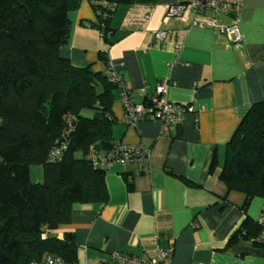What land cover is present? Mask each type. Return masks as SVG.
<instances>
[{"label": "crops", "instance_id": "crops-1", "mask_svg": "<svg viewBox=\"0 0 264 264\" xmlns=\"http://www.w3.org/2000/svg\"><path fill=\"white\" fill-rule=\"evenodd\" d=\"M186 1L118 5L107 41L94 7L104 0H78L68 13L62 57L94 72L117 70L136 103H146L166 82L168 100L190 107L180 124L139 121L129 127L116 88L113 140L141 144L148 158L105 170L106 202L72 206L57 236L73 231L79 263L101 264L115 251L147 258L172 247L173 264H264V245L243 235L231 240L245 219L257 220L264 200L253 197L243 208L244 194L219 178L227 143L250 106L264 99V0H245L238 44L215 28L191 25L192 11L165 21L168 5ZM217 20L228 24L231 17ZM159 30L167 31L163 41L152 35Z\"/></svg>", "mask_w": 264, "mask_h": 264}, {"label": "trees", "instance_id": "trees-1", "mask_svg": "<svg viewBox=\"0 0 264 264\" xmlns=\"http://www.w3.org/2000/svg\"><path fill=\"white\" fill-rule=\"evenodd\" d=\"M95 5L96 27L107 41L110 18L120 4ZM78 0H0V264H30L45 254L76 264L69 221L76 203H104L105 170L85 158L115 144L114 92L108 73L73 64L59 50L68 42V13ZM107 63L105 51L98 54ZM66 143L61 158L50 152ZM42 166L32 182L29 166ZM219 178L229 190L264 200V99L250 106L226 147ZM257 220L245 219L234 232L252 239Z\"/></svg>", "mask_w": 264, "mask_h": 264}, {"label": "built area", "instance_id": "built-area-1", "mask_svg": "<svg viewBox=\"0 0 264 264\" xmlns=\"http://www.w3.org/2000/svg\"><path fill=\"white\" fill-rule=\"evenodd\" d=\"M244 7L245 0H190L178 2L167 6L165 21L181 18L187 11H192L195 16L191 21V25L215 28L229 42L238 44L243 41V36L238 25V16L242 13ZM206 12H210L212 16L206 17L204 15ZM217 16L231 17V20L228 24H220ZM100 34L102 36V33ZM152 35L156 40L163 41L167 36V31H154ZM107 73L109 80L121 90V104L125 112V123L129 127H134L139 121H155L163 126L180 124L186 112L190 110L189 106L168 100L166 95L168 84L166 82H160L156 86L154 94L146 103H136L122 75L112 68H109ZM65 148L66 143H63L59 148L53 149L49 154V159L51 161L59 160ZM85 158L94 167L106 170L114 163L125 164L129 161H146L148 151L141 144H121L115 142L110 150H91ZM257 222L260 230L256 236L252 237V240L264 245V206L261 208ZM172 251V247H159L155 255L147 258L115 251L110 254L109 261L101 264H173ZM30 264L65 263L59 256L45 254L40 261ZM76 264L85 263L77 262Z\"/></svg>", "mask_w": 264, "mask_h": 264}, {"label": "rangeland", "instance_id": "rangeland-1", "mask_svg": "<svg viewBox=\"0 0 264 264\" xmlns=\"http://www.w3.org/2000/svg\"><path fill=\"white\" fill-rule=\"evenodd\" d=\"M29 175L32 182H40L43 179L42 166L32 164L29 166Z\"/></svg>", "mask_w": 264, "mask_h": 264}]
</instances>
